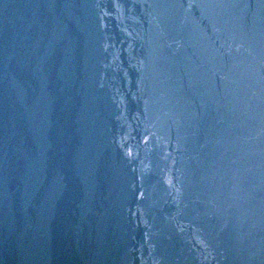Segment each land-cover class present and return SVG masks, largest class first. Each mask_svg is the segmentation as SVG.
I'll use <instances>...</instances> for the list:
<instances>
[{
    "label": "water",
    "instance_id": "95a60500",
    "mask_svg": "<svg viewBox=\"0 0 264 264\" xmlns=\"http://www.w3.org/2000/svg\"><path fill=\"white\" fill-rule=\"evenodd\" d=\"M0 264H264V0H0Z\"/></svg>",
    "mask_w": 264,
    "mask_h": 264
}]
</instances>
